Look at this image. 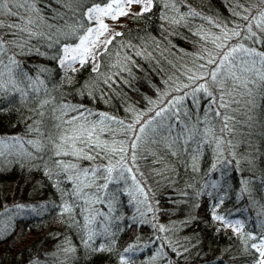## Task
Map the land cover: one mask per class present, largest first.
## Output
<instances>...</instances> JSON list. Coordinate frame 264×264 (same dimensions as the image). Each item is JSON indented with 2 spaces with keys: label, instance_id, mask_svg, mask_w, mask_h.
<instances>
[{
  "label": "trees",
  "instance_id": "1",
  "mask_svg": "<svg viewBox=\"0 0 264 264\" xmlns=\"http://www.w3.org/2000/svg\"><path fill=\"white\" fill-rule=\"evenodd\" d=\"M94 4L105 0H10L17 15L0 14L19 25L0 28V58L15 59L14 76L31 77L0 91V264H121V256L128 264H252L254 255L213 211L242 221L245 232L264 231V81L255 74L264 66L243 52L221 65L232 47L264 52L256 26L264 0H152L149 11L137 15L141 4L123 17L74 71L60 66L62 47L95 28L85 16ZM252 60L253 70L242 71ZM200 85L212 97L194 92ZM222 93L227 108L212 102ZM93 124L109 147H127L131 173L117 164L120 153L93 161L55 155L61 136ZM57 160L101 169L87 195H77ZM109 165H116L110 182Z\"/></svg>",
  "mask_w": 264,
  "mask_h": 264
},
{
  "label": "snow or ice",
  "instance_id": "2",
  "mask_svg": "<svg viewBox=\"0 0 264 264\" xmlns=\"http://www.w3.org/2000/svg\"><path fill=\"white\" fill-rule=\"evenodd\" d=\"M124 3L131 5L133 3L142 4L143 7L141 9V12L137 13V15H142L144 12H147L150 10L152 5V0H124ZM14 7H23L24 5L16 4L13 5ZM0 14H6L9 16H16L17 13L12 11V7H10V0H0ZM129 13L124 10V8L121 6V0H113L112 3H107V0H105V6H101L100 4H94L93 6L86 9L85 16L89 21H95L96 27L92 28L89 27L86 30V33L79 37V43L72 45H64L61 49L62 55L56 57L58 59V62L60 66L66 67L67 69L75 70L72 65L73 63L79 61L81 64L85 63L86 57L91 53V50L93 47L97 46L98 41H100V37L104 35L105 32L108 31V25L104 23L102 17H110L111 19L115 20L118 19L119 16H126ZM261 22L258 23L256 26L261 28V31H264V12L260 13ZM244 19H248V17H244ZM28 23H31L29 21ZM7 27L8 29H15L18 28L19 25L14 23L5 24L3 21H0V28ZM26 29H21V31H25ZM248 31H249V38H255L257 34L252 31V25H248ZM115 35H120V33H115ZM234 36H239V32H234ZM225 36L227 37V33H225ZM256 42H262L261 40H257ZM4 40L3 37H0V52L4 51ZM103 43L108 44L111 43V40L103 41ZM218 47H220L218 45ZM237 52H243L248 57H259V63L264 66V52L258 51L255 48H246L243 45H240L238 47H232L229 51L223 54L221 65H223L225 62L230 61V57H233L234 53ZM209 63H215L214 60H209ZM243 63H247L246 61H243ZM256 64V60H252V68H244L242 71H252L254 66ZM0 65L3 66V69L0 70V91L6 90L7 84H13L15 86V80L18 77H23L25 79L31 80V77H28L27 73H24L22 70L17 73L15 76L13 75V67L12 65H15L17 68H19V65L15 61V59L9 57V63L5 64L3 59L0 58ZM41 71H44L43 69ZM219 69L213 71L211 73V79L215 82L217 79ZM256 75L259 76V79L261 81H264V72H260L259 70H256ZM232 78L236 81H239L240 84L244 87H248V80L242 79L239 76H236L235 73H232ZM7 76V79L4 80L3 78ZM42 84L43 81H40ZM221 88H223V85H221ZM38 91L39 89H34ZM198 91H204L208 97H212V92L208 91V89L204 85H200L198 88L194 89V92ZM213 103H218L219 107L221 108H227L229 106L228 102L224 99L223 93L220 96L219 101H212ZM44 103H48L45 101ZM176 103H180V100L177 99ZM175 106V105H174ZM166 111V109H162L161 111H158L156 113V116H160L162 112ZM217 115H220L219 112L216 113ZM103 115V114H102ZM108 119H115L114 117H107ZM77 119V118H73ZM229 117H225V128H227V120ZM70 123V122H69ZM120 123H123L122 121ZM139 123V121H137ZM148 124L151 123V120L147 122ZM129 128L132 129L133 126L129 125ZM101 133L104 132V129H99ZM145 132V126L142 125L139 128V133ZM140 136L137 135L135 137V140H139ZM61 143L56 145V152L55 155L57 157L59 156H72L75 159H83L88 161L95 160L98 156L101 155V153H104L105 156H107L109 153L112 155H115L116 153H120V159L117 161L118 165H121L124 167L125 171L131 173L132 169L129 167H126L127 163V147L124 145H121L120 147L111 146L107 144L106 141H102L97 134V127L96 125H92L90 128H86L81 126L80 128L74 129L72 134H65L60 137ZM133 141L131 144L132 149V155L131 160L135 162L136 155H135V149L137 148V144ZM4 143L3 141H0V144ZM29 143H33V141H29ZM78 145H82L79 146ZM95 153V155L93 154ZM0 155H3L2 152H0ZM58 168L62 169L63 173L67 176V179L72 182L75 185L74 191L77 193V195H87V193L84 192L85 188H90L95 183V178L97 176V173L101 171L100 168L92 167V168H80L76 163H65L62 160L55 161ZM116 165H109L103 168V171L107 173V176L105 177V180L110 182L112 173L115 169ZM71 172V175H68V173ZM50 175V174H49ZM121 176H123V172H121ZM132 179L135 181V177L133 176ZM103 188L108 187V183L102 185ZM139 191L143 193V189L139 188ZM146 197V194H145ZM18 208H23V205H18ZM151 211V208L148 209ZM65 212H70L71 208L68 206L64 207ZM213 219L220 221L224 223L225 227H230L234 234L239 236L244 244L245 251H251V254L254 255V260L252 264H264V231H262L259 235L253 234L252 232H245L244 231V224L240 220H236L234 222L226 221L225 217L217 215L215 211H213ZM163 231V228H161ZM107 231V229H105ZM93 233H89L88 240L93 239ZM87 244V241H85ZM133 246H129L125 249V252L131 251ZM97 250H104L103 247L98 248ZM121 264H128V261L121 256Z\"/></svg>",
  "mask_w": 264,
  "mask_h": 264
},
{
  "label": "rangeland",
  "instance_id": "3",
  "mask_svg": "<svg viewBox=\"0 0 264 264\" xmlns=\"http://www.w3.org/2000/svg\"><path fill=\"white\" fill-rule=\"evenodd\" d=\"M121 6L124 8V10L126 12L131 13V12H133L135 10H138L140 8L141 4L133 3L131 5H128V4L124 3V0H121ZM123 17H125V16H119L118 19H115V20L111 19L110 17H102L104 23L108 25V31L105 32L104 35H102L100 37V41H98L97 46L92 48L91 53L86 58L92 57L96 53L98 48L101 47V40H103V38H106V35L111 33V31H113L115 29V27L118 24H120V22L123 19ZM96 26L97 25L95 24V27ZM77 63H80V62L77 61Z\"/></svg>",
  "mask_w": 264,
  "mask_h": 264
}]
</instances>
